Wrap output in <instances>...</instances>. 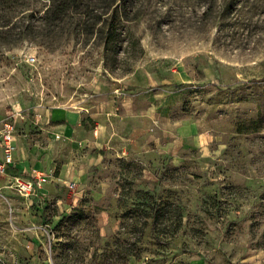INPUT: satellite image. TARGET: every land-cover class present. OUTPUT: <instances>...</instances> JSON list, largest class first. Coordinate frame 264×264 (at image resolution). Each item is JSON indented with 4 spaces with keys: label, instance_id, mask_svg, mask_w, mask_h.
<instances>
[{
    "label": "rangeland",
    "instance_id": "1",
    "mask_svg": "<svg viewBox=\"0 0 264 264\" xmlns=\"http://www.w3.org/2000/svg\"><path fill=\"white\" fill-rule=\"evenodd\" d=\"M110 2L4 13L0 122L74 111L83 140L56 136L45 194L1 193L0 264H264V0Z\"/></svg>",
    "mask_w": 264,
    "mask_h": 264
},
{
    "label": "crops",
    "instance_id": "2",
    "mask_svg": "<svg viewBox=\"0 0 264 264\" xmlns=\"http://www.w3.org/2000/svg\"><path fill=\"white\" fill-rule=\"evenodd\" d=\"M116 101L113 96H109L100 102L96 112L92 114L93 121L96 123L98 132L103 133L109 128L112 122L117 121L119 104L115 106ZM123 110V109H122ZM48 120H44L34 123H42L38 129L37 135L31 131L37 127L33 125V121L29 124L30 128H26L23 138H19L18 130H16V151L14 153V163L7 169L6 175L0 176V195L3 191H11L6 188V184L9 180L16 175H27L36 170H44L45 168H51L54 162V145L59 147L60 143L57 142L56 136L60 135L61 138L70 139L76 145L79 146L80 130L78 129V123L80 116L74 111L57 110L53 113L46 115ZM127 121H132L129 118ZM52 122V123H51ZM46 123V124H44ZM51 126V128H49ZM17 129V126H16ZM30 132V133H29ZM28 133V134H27ZM88 142H91L94 137L91 133L85 137ZM2 160V154L0 151V161ZM46 184L43 189L39 191V194H45Z\"/></svg>",
    "mask_w": 264,
    "mask_h": 264
},
{
    "label": "built area",
    "instance_id": "3",
    "mask_svg": "<svg viewBox=\"0 0 264 264\" xmlns=\"http://www.w3.org/2000/svg\"><path fill=\"white\" fill-rule=\"evenodd\" d=\"M35 58H28L27 63L34 64ZM16 124L11 120L0 122V151L2 160L0 161V176L6 175L9 166L14 163V153L16 151ZM48 182V176L33 171L27 175L13 176L6 184V188L16 192L18 195L31 198L43 189ZM1 190V189H0Z\"/></svg>",
    "mask_w": 264,
    "mask_h": 264
},
{
    "label": "trees",
    "instance_id": "4",
    "mask_svg": "<svg viewBox=\"0 0 264 264\" xmlns=\"http://www.w3.org/2000/svg\"><path fill=\"white\" fill-rule=\"evenodd\" d=\"M51 5L47 9V17H51L54 19L61 18L66 15L73 8H79L84 2L90 0H50ZM128 1L129 0H111L108 5L102 7L103 15L109 14V10L114 7V9L122 4V9L126 14V17L129 18V9H128ZM15 5V0H0V35L9 32L13 27V17H8L4 15L5 11L11 10ZM139 12L136 13L138 15ZM106 22V21H105ZM102 23V26H105L110 33L114 34L118 30L119 22L116 19H112L111 22H107L106 24ZM100 23V22H99Z\"/></svg>",
    "mask_w": 264,
    "mask_h": 264
}]
</instances>
